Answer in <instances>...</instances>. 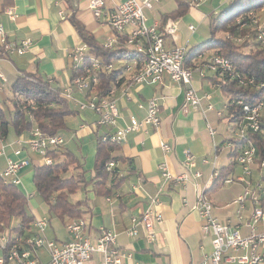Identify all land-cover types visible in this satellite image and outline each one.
Segmentation results:
<instances>
[{
    "label": "crops",
    "instance_id": "obj_1",
    "mask_svg": "<svg viewBox=\"0 0 264 264\" xmlns=\"http://www.w3.org/2000/svg\"><path fill=\"white\" fill-rule=\"evenodd\" d=\"M123 1L109 0L106 13ZM233 1L201 0L198 6L190 7L183 17L173 19L170 16L177 11L179 2L160 0L152 10L146 12L148 25H156L160 31L173 28L172 35L166 38V47H181L190 51L210 39L212 18L228 10ZM89 4L90 0H0V25L4 27L8 41L18 44L29 40L32 43L24 56H0V74L7 80L0 87V93L10 91L12 94L13 82L23 73L37 74L58 88L69 85L74 72L68 51L83 44L71 19L79 21L99 44L103 45L107 39L114 37L106 18L96 20ZM5 8L13 9L15 20L4 14ZM190 27H194V30H190ZM212 55L213 52L205 53L198 64L204 66ZM192 87L200 97L206 94L212 96L216 110L222 109L215 104L212 90L217 89L218 84L210 72L205 77L195 73ZM128 93L125 96L121 88L116 90L120 117L111 130L99 128L96 125L98 117L93 112H80L74 102H68L73 105L70 108L74 114L66 118V129L61 133L66 143L61 152H71L81 161L87 171V181L95 177L97 138L127 127L132 119L143 121L150 100L156 99L159 104V130L148 127L146 132L128 134L120 144L115 156L120 160L117 162V176L122 181L118 185L109 183L100 195L95 192L94 184L80 192L84 193V197L76 201L87 199L89 204L84 219L89 225L90 236L96 238L100 228L118 235V245L131 255L124 259V264H201L213 253L212 237L201 232L202 222L194 209L198 194L204 193L214 205L215 217L222 223H228L231 232L237 231L243 238L248 237L251 230L246 227V222L255 207L264 209V201L261 205H255L248 200L243 211L244 221L239 224L236 218L239 207L234 201L243 194L244 185H219V180L215 182L212 179L215 172L224 174L231 170L233 163L229 150H225L227 139L222 134L223 123L227 125V121L219 120L214 112L203 115L192 108L185 114L182 111L185 88L171 82L168 77L161 85L134 86ZM74 97L77 101L84 100L77 91ZM12 99L13 94L9 98L10 103ZM221 103L223 107L226 102L221 99ZM11 106L13 108L12 103ZM208 123L217 131L216 136L209 134ZM30 138L31 133L19 136L11 126L8 136L0 138V174L4 172L8 159L19 161L29 157L31 160L30 166L20 172L21 185L23 179L29 177L30 168L34 177L35 167L43 166V162H37L25 145H20L22 140L28 141ZM161 142L170 145L172 151L165 153ZM20 149L23 153L16 157L14 153ZM187 152L195 157V167L191 170L193 177L183 187L166 182L160 166L166 164L174 176L185 173L183 163ZM196 173L201 177H195ZM230 173L229 177H238L241 169L233 167ZM18 188L29 202L35 197L34 194H26L21 186ZM106 191L110 193L109 196L104 195ZM156 197L161 202L157 210L163 215V222L156 226V241L149 243L142 230L139 238H128L124 232L130 226L131 218L140 217L150 207L151 199ZM256 232H264V222L257 225ZM249 254L250 250L230 251L221 264H237L231 260L232 257Z\"/></svg>",
    "mask_w": 264,
    "mask_h": 264
},
{
    "label": "built area",
    "instance_id": "obj_2",
    "mask_svg": "<svg viewBox=\"0 0 264 264\" xmlns=\"http://www.w3.org/2000/svg\"><path fill=\"white\" fill-rule=\"evenodd\" d=\"M109 0H90L89 8L98 21L106 18L113 38L107 39L103 46L112 50L117 43V35L127 36V46L132 51L144 56V61L138 65L137 61L126 64L128 80L121 88L122 94L128 96L129 89L140 85H161L165 77L171 82L185 88V101L182 111L187 114L189 109L200 111L203 115L214 112L219 120L227 121V128L231 130L233 138L225 142L224 146L236 153L237 166L241 169L238 177H228L223 180V185L242 184L244 192L234 204L239 207L236 218L239 224L244 221L243 211L246 202L251 200L255 205H261L264 201V82H259L253 77H247L237 73L233 63L225 57L213 53L212 57L203 64L192 67L186 66L188 50L176 47L167 48L166 38L172 35L173 28L160 31L156 25L149 26L146 12L154 8L160 0H124L112 11L106 13ZM190 2L191 7H196L201 0H179ZM4 14L11 20L16 15L12 8H5ZM249 22L256 35V41L264 47V23L259 14L250 13ZM240 24V21H238ZM241 24V29L246 28ZM194 30V27H190ZM246 36L233 37L227 35L229 40L237 44L249 39ZM31 41L25 40L18 44L8 41L4 27L0 25V56H24L31 48ZM71 61V69L77 73L69 85L62 89V97L74 102L80 112L91 111L97 115L96 125L101 129H113L120 113L117 107L116 90L112 89L106 97H99L91 93L94 85L99 83L103 73L110 74L115 70L113 65L105 64L101 59L90 54V48L86 44L68 51ZM200 55L199 58H201ZM214 72L218 79H227L236 83L239 87L259 92V97L244 99H228L221 110H216L212 104V96L200 97L193 89L192 83L195 73L205 77L207 72ZM7 82L0 74V87ZM221 85L218 84V87ZM75 91L84 97L83 101H77ZM139 108H143L142 105ZM234 109L230 114L229 111ZM238 115V117H236ZM161 120L159 118V104L156 99L147 103V116L138 122L132 119L131 123L118 129L115 133H106L102 141L112 144H122L126 136L131 133L146 132L148 127L159 130ZM207 129L211 136H216L217 131L208 123ZM65 139L61 135L45 137L39 130L31 133L28 141L22 140L20 145L26 146L31 153L43 158V166L53 165V159L49 156L52 151L64 149ZM161 148L165 153H170L172 147L161 142ZM23 151L20 149L14 154L20 157ZM183 167L185 173L174 176L166 164L160 166L162 177L166 182H173L179 186H185L193 177L191 170L195 167V157L185 153ZM207 162V161H205ZM29 157L14 161L7 160V165L0 178L5 184L19 187L21 185L20 172L29 167ZM117 167L115 162L107 165L109 172ZM200 178L201 174L196 173ZM220 174L215 172L213 181L219 180ZM161 206L159 199H151L150 207L140 216L131 218L130 226L125 230V235L130 239H137L140 231H143L145 239L153 244L156 241V226L163 222V215L157 210ZM194 209L201 219V232L212 237L213 253L201 264H221L224 257L233 251L250 250V254L242 257H232L237 264H263L264 263V232L257 233V225L264 222V209L255 207L253 214L246 222V227L251 230L248 237L243 238L237 231H230L228 223H222L214 215V205L211 199L204 193H199ZM51 225L48 218H35L30 229L15 226L4 232H0V264H124L125 258L131 255L118 245V235L100 228L97 237L89 234V225L82 219L70 220L66 223L69 240L62 243L46 236V230ZM45 255V256H43Z\"/></svg>",
    "mask_w": 264,
    "mask_h": 264
},
{
    "label": "trees",
    "instance_id": "obj_3",
    "mask_svg": "<svg viewBox=\"0 0 264 264\" xmlns=\"http://www.w3.org/2000/svg\"><path fill=\"white\" fill-rule=\"evenodd\" d=\"M179 7L170 18L183 17L191 7L190 2L179 1ZM264 11V0H234L231 7L213 17L210 23V39L190 51H188L186 66L192 67L199 62L200 55L208 52L217 53L230 60L237 73L253 77L259 82H264V47L256 41V35L249 22V14H261ZM240 21V24L238 23ZM83 44L90 48V54L101 59L107 65L116 66L112 73H103L99 83L94 85L91 93L99 97H106L109 92L122 86L126 77V64L137 61L138 65L143 63L144 56L132 51L127 46V37L117 35V43L112 50L106 49L86 31L85 27L75 18L71 19ZM241 24L246 28L241 29ZM246 36L249 39L237 44L227 38ZM77 73H74L75 77ZM216 84L228 97V99H244L259 97V92L239 87L236 83L227 79L218 81L214 76ZM13 109L6 113L0 104V138L5 139L9 133V127H13L16 134L32 133L39 130L45 137L61 135L66 129V118L74 112L68 101L62 97V89L53 85L50 81L42 79L37 74L23 73L17 77L12 84ZM249 101V100H247ZM232 108L227 116H230ZM238 117V115L236 116ZM120 145L105 143L102 136L97 138V149L95 157V177L87 181V171L81 161L71 152L52 151L49 156L53 159L51 166H37L34 169L33 183L36 193L43 199L50 214L66 221L82 219L88 213L89 204L87 199L73 201L81 191L86 190L94 184L95 192L100 195L109 183L118 185L122 179L117 176V167L109 172L107 165L110 162H120L116 153ZM61 152V153H60ZM233 163L231 170L237 166L236 153L231 151ZM231 170H227L219 177V185L228 178ZM229 171V172H228ZM104 195L109 196V192ZM28 198L11 184H5L0 178V232L13 228V221L21 220L20 227L30 229L35 218L27 212Z\"/></svg>",
    "mask_w": 264,
    "mask_h": 264
},
{
    "label": "rangeland",
    "instance_id": "obj_4",
    "mask_svg": "<svg viewBox=\"0 0 264 264\" xmlns=\"http://www.w3.org/2000/svg\"><path fill=\"white\" fill-rule=\"evenodd\" d=\"M259 16L261 17V19L263 20V23H264V12H262V14H259ZM120 66H121V64H119V65L116 64V66H114V67L119 68ZM210 75L214 76L215 73L210 71ZM212 93L215 96V104H217L218 107L223 108L222 103H221V99L227 103L228 97L225 95V93L222 91V89L220 87H218L217 89H213ZM9 98H12V94L10 93V91L9 92L6 91L5 93H0V101L2 102L3 108H4L6 113H9L8 107L13 109L11 106V103L9 102ZM70 106L72 107L73 105L70 104ZM222 134H223V137L227 140L233 138V134H232L231 130H229L227 128L226 122L223 123ZM225 150H227L226 147H225ZM32 156L37 162H43V158L41 156L34 154V153ZM28 172H29L28 173L29 177L26 178L25 180L23 179L22 185H20L21 189L26 194H28V195L34 194L35 195V197L28 204V207H27L28 214L32 217H35V218H48L51 220V225L49 226L48 230H46V236L48 238L53 239V240L57 239L59 241L68 240L69 234L66 230V224L64 225L61 220L57 219L53 214L49 213L48 208H47L46 204L44 203L43 199L35 191V186H34L33 177H32L33 176L32 175L33 174L32 168H30ZM81 196L84 197V193L77 194V196H75L73 198V201H76L77 199L80 200V198H82ZM68 222L69 221H66V223H68ZM13 224L15 226H19L21 224V220L20 219L14 220ZM43 256H45V255H43Z\"/></svg>",
    "mask_w": 264,
    "mask_h": 264
}]
</instances>
